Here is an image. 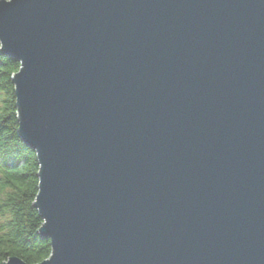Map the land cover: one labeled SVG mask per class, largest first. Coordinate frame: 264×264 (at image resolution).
<instances>
[{"label":"water","instance_id":"95a60500","mask_svg":"<svg viewBox=\"0 0 264 264\" xmlns=\"http://www.w3.org/2000/svg\"><path fill=\"white\" fill-rule=\"evenodd\" d=\"M0 53L37 264H264V0H0Z\"/></svg>","mask_w":264,"mask_h":264},{"label":"trees","instance_id":"16d2710c","mask_svg":"<svg viewBox=\"0 0 264 264\" xmlns=\"http://www.w3.org/2000/svg\"><path fill=\"white\" fill-rule=\"evenodd\" d=\"M19 62L0 53V264L15 256L37 264L51 251L39 235L43 223L33 203L38 193L36 154L17 134L11 77Z\"/></svg>","mask_w":264,"mask_h":264}]
</instances>
